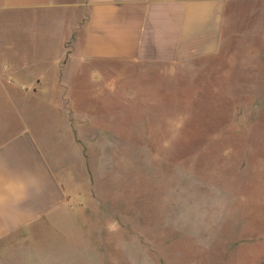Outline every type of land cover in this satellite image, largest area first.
<instances>
[{
    "label": "rangeland",
    "instance_id": "obj_1",
    "mask_svg": "<svg viewBox=\"0 0 264 264\" xmlns=\"http://www.w3.org/2000/svg\"><path fill=\"white\" fill-rule=\"evenodd\" d=\"M242 12L217 55L181 68L86 64L64 92H0V138L51 132L75 181L73 210L0 238V264H264V0ZM44 35L0 15L26 68ZM67 93L89 123H63Z\"/></svg>",
    "mask_w": 264,
    "mask_h": 264
},
{
    "label": "crops",
    "instance_id": "obj_2",
    "mask_svg": "<svg viewBox=\"0 0 264 264\" xmlns=\"http://www.w3.org/2000/svg\"><path fill=\"white\" fill-rule=\"evenodd\" d=\"M256 1L0 0V15L37 16L48 47L45 53L37 51L31 69L25 64L30 54L2 39L0 92H64L66 74L86 64H97L89 72L103 79L117 66L181 68L213 57L232 37V21ZM15 83L21 88H10ZM69 98L67 93L63 123H73L74 115L89 123ZM49 134L35 125L0 138V238L34 230L69 203L73 210V169L54 154L59 146L50 142ZM68 167L71 173L60 177L57 172Z\"/></svg>",
    "mask_w": 264,
    "mask_h": 264
}]
</instances>
